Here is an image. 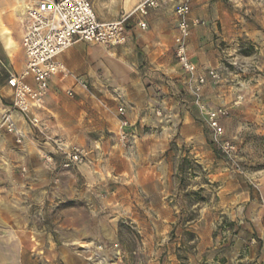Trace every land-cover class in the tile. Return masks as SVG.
<instances>
[{"label": "rangeland", "instance_id": "obj_1", "mask_svg": "<svg viewBox=\"0 0 264 264\" xmlns=\"http://www.w3.org/2000/svg\"><path fill=\"white\" fill-rule=\"evenodd\" d=\"M189 3L183 57L193 69L175 37L159 64L126 42L91 44L110 76L90 59V122L72 116L68 139L49 123L40 133L16 122L28 134L20 142L0 123V199L22 237L21 264H264V0ZM14 35L9 72L23 63ZM7 76L0 70L1 119L12 109ZM120 105L133 108L137 139L111 134ZM52 140L85 149L87 161L63 167Z\"/></svg>", "mask_w": 264, "mask_h": 264}, {"label": "built area", "instance_id": "obj_2", "mask_svg": "<svg viewBox=\"0 0 264 264\" xmlns=\"http://www.w3.org/2000/svg\"><path fill=\"white\" fill-rule=\"evenodd\" d=\"M210 1V0H197ZM234 6H241L251 0H225ZM160 0L143 1L132 14L146 15L148 9L158 7ZM191 5L189 0H182L175 8L178 33L175 36L177 55L189 67L184 55V42L189 34ZM132 14H123L114 21H101L97 18L92 3L89 0H28L25 12V33L22 38V48L25 64L19 73H12L6 79V87L11 92L12 109H4L2 124L11 132L17 142L27 138L16 124L13 112L29 124L31 131L46 132L47 120L42 117L45 98L50 89V81L60 75L63 80L73 79L75 85L84 86L82 81L68 72L60 60V56L77 42L106 47H121L126 42L125 25ZM138 26L146 28L144 22ZM74 97L72 90L66 92ZM121 141L128 139L126 129L129 122L126 119L127 109L120 105L117 110ZM210 122L216 134L221 132L212 113ZM46 139H57L48 136ZM59 139V138H58ZM56 146L54 154L61 156V165L74 168L87 161V152L80 147L70 148L58 140H52ZM54 154L43 153L44 160L52 164Z\"/></svg>", "mask_w": 264, "mask_h": 264}, {"label": "crops", "instance_id": "obj_3", "mask_svg": "<svg viewBox=\"0 0 264 264\" xmlns=\"http://www.w3.org/2000/svg\"><path fill=\"white\" fill-rule=\"evenodd\" d=\"M89 1L92 3L94 12L99 20L114 21L119 19L123 14H132L145 0ZM181 1L182 0H160V6L155 9H148L147 14L144 16L139 13L132 14L125 25L126 46H137L147 53L150 62L161 63L162 54L166 52L168 46H172L171 42H173L177 34L175 8ZM27 2L28 0H0V70L3 72L5 69L8 72V76L12 73H19L26 61L22 48V38L25 33L24 14L16 16L15 8L18 5L25 11ZM197 2L205 4L209 1ZM140 21L146 24L145 29L138 26ZM14 34H17V37L20 38L23 63L19 71L9 72L8 66L10 61H12V55L16 48V44L13 41L15 37ZM90 45L91 44L85 42H77L60 56V60L64 64L66 70L73 76L78 77L84 86L75 85L73 79L63 80L60 75L53 77L50 81V89L41 111L42 117L47 120V123L58 129V132H60L59 134H64L67 139L69 135H73L72 130L74 129V124H72V116L74 117L76 114V117H79L83 114L87 119L85 122H90V119L87 118V112L89 110V105H91L90 98L93 96L88 92L87 78H90V76L93 77L95 73L92 65H89L90 59H97L98 65L96 68L105 69V76H110V73L106 75V65L102 60L106 58V55L101 48L93 49ZM94 54L95 57L93 58L92 56H94ZM106 67L107 70H109V67ZM94 77H96V75ZM96 80L98 82V79ZM69 90H72L74 93L73 98L67 96L66 92ZM126 109V119L129 122V127L125 131L128 135V139H137L138 126L135 124L136 122L133 121L135 115L132 112H128L130 110L132 111L133 108ZM97 111H100V109L98 108ZM13 113V118L16 122L23 121L16 112ZM119 120L120 119H116L115 129L111 131V134L117 137L120 133ZM20 126L24 127L23 125ZM60 129H64L66 133H62ZM5 143V139H0L1 149L2 145ZM1 169L4 172H8L7 168L3 165ZM8 207V200L1 197L0 264H21V257L23 254L22 237L18 232H15L14 229L9 230L8 227H6L9 222L7 221L9 218ZM16 219L18 222V217H16Z\"/></svg>", "mask_w": 264, "mask_h": 264}, {"label": "bare ground", "instance_id": "obj_4", "mask_svg": "<svg viewBox=\"0 0 264 264\" xmlns=\"http://www.w3.org/2000/svg\"><path fill=\"white\" fill-rule=\"evenodd\" d=\"M24 12H25L24 9H23L21 6H18V5H17V7L15 8V14H16V16H17V15H23ZM6 34L8 35L7 32H6ZM111 55L114 56L113 54L110 53L109 56H111ZM1 122H2V119L0 118V123H1Z\"/></svg>", "mask_w": 264, "mask_h": 264}]
</instances>
